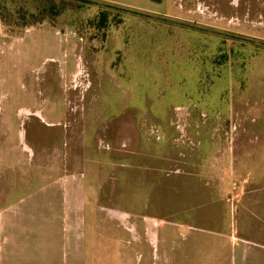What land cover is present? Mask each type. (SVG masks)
Wrapping results in <instances>:
<instances>
[{
	"label": "rangeland",
	"instance_id": "1",
	"mask_svg": "<svg viewBox=\"0 0 264 264\" xmlns=\"http://www.w3.org/2000/svg\"><path fill=\"white\" fill-rule=\"evenodd\" d=\"M42 194L63 195V242L27 209ZM103 196L264 258V0H0V264H139L75 243L70 211Z\"/></svg>",
	"mask_w": 264,
	"mask_h": 264
},
{
	"label": "crops",
	"instance_id": "2",
	"mask_svg": "<svg viewBox=\"0 0 264 264\" xmlns=\"http://www.w3.org/2000/svg\"><path fill=\"white\" fill-rule=\"evenodd\" d=\"M206 142L207 146L211 143L209 140ZM201 144L202 142H198V149H206L207 146L203 147V144L202 146ZM129 173H126L124 189L125 186L131 189L130 185L132 179L129 180L131 175ZM192 181V183L187 180L183 181V186H186V189L193 190V185L197 184L198 186L196 189L194 188L195 190L193 192L197 198L203 201L204 198L206 199V197H209L211 203L217 200L212 190L210 191L208 187L207 189L209 191L201 188L200 179L194 178ZM130 189L127 190V192L130 191ZM212 194L213 196L211 198L210 195ZM47 196L48 194H42L41 196L33 195V199H30V201L32 200L31 203L28 201L27 209L35 219V222L36 219L44 218L43 221L45 222L42 221L40 223L44 226V229L50 222L47 216L52 214V216L58 218L55 226L60 228L59 239L61 236L62 240L60 239V241L63 242V204H61V197H59L63 195H50L49 197L53 198V203L47 200ZM109 198L110 196H103V200L99 198L94 200L91 199V201L87 200L90 201V203L88 204V202H86V206L85 199L82 197V208L80 210L73 209L70 211L71 216L73 215L72 217L75 219L73 221L75 225L71 227L74 233L73 239L76 241L75 243L80 242L82 248H84L89 236L93 256H96V252L94 253L96 250L94 248L98 246L95 244L100 241L101 244H105L107 247H110V245L114 247V244L118 242L119 244H117L119 246L117 245L118 247L115 248L114 251L122 257V248H124V246L126 248L128 246L130 250L137 251L134 257L137 261L139 260V264H142L144 260L146 264H264V258L259 257L261 253H259L257 249L254 247L249 248L241 244H229V236L223 231L173 223L164 225V222L154 220V217L151 219L146 214L135 211L134 207L121 210L119 207L109 206V204L106 205L104 202L108 201ZM100 200L103 205L97 204ZM131 200V195L124 196L125 203ZM146 200L147 197H144L143 201ZM87 207L92 208L90 213L93 214V219H103V226L101 228L98 225L97 227L91 226L90 229H88ZM211 213L212 212L208 214H199L198 217L195 215V218L199 220V223H201L200 219H203V221L207 219V221H209V219H213ZM64 216L66 219L69 217L67 213H65ZM132 217L135 219L134 224L130 221ZM150 219L155 221V223L152 221L149 222ZM105 221L106 223H104ZM27 233L33 235V239L36 240H38L40 234H45L41 233V231H38L36 228L31 229L30 226L28 227ZM195 235H216L217 239L206 240L207 236L200 238V236ZM44 237L47 238L46 234ZM30 238H32V236H30ZM73 242L72 240V243ZM61 246H63V244ZM229 246H234L237 250L239 247V251L235 250L237 254L230 258L228 252ZM126 248L124 249L126 250ZM56 249L53 250L50 247L49 249L46 248V254L49 252L54 257ZM59 252L62 253L63 258V249L60 248ZM46 254L44 256H46ZM125 260L126 259L123 260V263Z\"/></svg>",
	"mask_w": 264,
	"mask_h": 264
},
{
	"label": "trees",
	"instance_id": "3",
	"mask_svg": "<svg viewBox=\"0 0 264 264\" xmlns=\"http://www.w3.org/2000/svg\"><path fill=\"white\" fill-rule=\"evenodd\" d=\"M105 12H107V10H103L102 13H101V16H100V19H101L100 20V26L101 27L107 26L106 24H107L108 18L106 16Z\"/></svg>",
	"mask_w": 264,
	"mask_h": 264
}]
</instances>
